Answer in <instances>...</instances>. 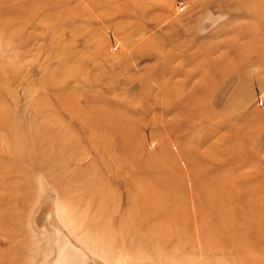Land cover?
Masks as SVG:
<instances>
[{"label": "rangeland", "instance_id": "1", "mask_svg": "<svg viewBox=\"0 0 264 264\" xmlns=\"http://www.w3.org/2000/svg\"><path fill=\"white\" fill-rule=\"evenodd\" d=\"M247 6V0H0V115L11 118L9 131L0 129V143L12 142L8 150L0 148V206L8 208L9 218L18 216L9 219L18 229L12 242L0 234V247L12 245L20 264H264V215H256L264 211V113L256 112V121L246 117L247 126L235 132L231 127L238 118L227 116L239 111L244 100L232 102L241 83L249 95L246 107L261 109L264 100V9L260 15H245ZM209 53L219 57L216 66ZM176 65L181 66L179 71L174 70ZM202 75L214 79L204 83ZM167 78L174 79V88L186 80L187 90L192 85L197 91L207 90L201 101L209 109L210 129L203 132L197 125L184 134L186 140L206 138L203 149L194 150L174 142L185 128L171 132L164 121L151 127L149 134L161 138L162 171H174L173 176L162 177L160 189L177 200L173 210L180 224L174 220V233L165 235L162 243L148 235L146 247L136 237L135 231L139 234L141 229L136 224L132 243L124 248L117 225L125 215L128 194L139 192L137 177L108 174L113 168L106 165L111 162L98 160L96 145L79 129L80 121L69 107L58 101V91L62 87L60 94L69 101V93L77 95L74 105L82 110L106 102L133 105L136 109L131 112H141L140 122H148L165 116L172 98L166 101L156 80ZM107 84L117 87L114 94ZM177 98L174 94V104ZM46 104L51 108L48 114ZM178 113L183 112L171 108L164 119H174ZM47 116L68 125L70 137L81 142L72 152L77 162L56 161L69 172V182L84 178L74 172H96L109 188H101L107 195L102 229L91 223L95 207L86 203L84 190L65 197L57 185L64 183L61 170L52 166L51 176L28 156L31 149L37 152L48 143L53 146L44 149L46 160L71 153L69 148H58L70 142L63 144L62 133L58 126L48 127L43 118ZM217 122L221 125L213 126ZM149 134L144 147L153 150L158 140ZM225 136L238 142H232L229 151ZM213 144L217 148L208 158L205 151ZM192 156H196L193 163L176 166L177 160ZM192 170L204 171L203 180L213 182L202 186ZM208 184L210 193L204 194ZM169 185L172 192L166 189ZM218 196L223 198L217 204L220 212L213 216L207 198ZM230 204L240 212L228 210ZM139 216L134 212L130 217L134 222ZM221 220L228 228L221 229ZM128 224L123 223L127 228ZM111 236L115 242H110Z\"/></svg>", "mask_w": 264, "mask_h": 264}, {"label": "bare ground", "instance_id": "2", "mask_svg": "<svg viewBox=\"0 0 264 264\" xmlns=\"http://www.w3.org/2000/svg\"><path fill=\"white\" fill-rule=\"evenodd\" d=\"M247 3L249 4V6H247V8L244 10L245 15L254 14V13L255 14L257 13L258 15H260L261 14L260 11H263L264 9V0H247ZM247 48H249V46H247ZM249 51H252V50L249 49ZM213 52L215 53L216 50H214ZM209 57L213 58L211 60L213 65H215L216 61H218L219 59V57H216V56L212 57L210 53H209ZM180 68H181L180 65H176L174 67V70L179 71ZM207 73H210V72H207ZM72 77L76 78V74L72 75ZM201 78L203 79L204 83L214 79V78H210L204 75H202ZM156 83L162 89V93L166 95V98H165L166 101L168 100L169 97L172 98L170 100V103L166 104L167 107L164 110L165 111L164 115L166 116V114L169 112L171 108L180 109L183 112L182 114L178 113V115L175 116L174 119L172 118L171 120L164 119L165 116H162L160 117L162 119H159V117L157 116V117L149 119L148 122L147 121L140 122V117L142 118L143 114L141 115V112L138 114L137 113L134 114L133 112H131L132 110L136 109L135 107L131 108V106L133 105L129 106L128 104H125L124 102L123 103L114 102L113 104L117 106L115 107V105L110 106L108 102H106V104L96 103L98 106L93 105L91 109L82 110L79 107H76L74 105L77 99V95L69 93V95H72V98H69L71 99L69 101L68 98H66L65 96L62 97V94H60L63 89L62 87L60 88V91H58V101L60 103L63 102L65 106L69 107L68 110H70L71 115L80 121L79 129L86 134L89 140L90 139L92 140L94 145H96L97 151L99 152L98 157H97L98 160H100V162L105 164L106 163L105 159L107 158V160L111 162L109 163V165H106L109 167L110 164H112V168H113L112 171L108 174L125 175V174L132 173L133 176L137 177V180H136L137 190H139V192L138 194H128V205L125 210V215L119 220V223L117 225L118 232L121 233V237L123 238V242L121 243L123 244L122 246L124 248H127L128 244L132 243L131 237H133V235L131 234H133V232L135 231L136 224H138V227H141V229L139 230L140 231L139 234L137 230L135 231L137 232L136 237L139 239L138 240L139 243L141 242L140 240L144 241L140 244L144 245L145 247L146 245H148V241H147L148 235L157 236V240L160 243H162L164 242L165 235H171L174 233V220L175 221L178 220L177 225L180 224L179 215H177L175 218L174 210H173L174 201H177V200L173 199L172 194L163 195L161 193L162 190L160 189V185L163 180L162 177L166 175L168 177L173 176L174 171L172 170L162 171V157L160 154L161 149L159 148L160 143H161V138L157 136L155 133L149 134V132L152 130L151 127H153L154 124L156 123L159 124L164 121V126L168 131L174 132L178 130L180 133L182 128H185L186 131L182 132V134L181 133L178 134V136L175 137L174 142H177L179 147L189 148L190 146L191 148H195L194 150H196L197 147H199L200 149H203V146L205 145V142H206L205 141L206 138L202 137V138H192V139L186 140L183 138V136H185L186 134L192 133V130L197 125L203 126V129H204L203 132H207L208 129H210V126H207L208 119H209V113H208L209 109H208L207 104H205V101L204 100L201 101V98H204L203 96L205 93H207V90L206 91L203 90L202 92L197 91L195 85L190 86L189 90H187L188 82L186 80L180 81L178 83L179 85H177V87L174 88V84H173L174 79L172 78L159 80V82L158 80H156ZM243 85L244 83L243 84L241 83L238 91H236V94L232 99V102L234 101L233 103H236L237 105L238 103L237 101L241 98H244V100L241 102L242 107L240 106V108H237L239 109V111L227 115L229 116L228 118H235V119L238 118L237 121L233 123H232V120L230 119V123H232L231 128L232 130H234V132L238 131L239 129H242L244 126H247L246 123L244 122V119L246 117H250L251 120L256 121L258 119L256 112H259L262 114L264 113V100L262 101L261 109H255V108L251 109L245 106V102L248 99L247 97L249 95L246 94V91ZM107 88L109 89L111 94H114V91L116 90L117 87L114 84H109V86L107 84ZM64 89H66L65 85H64ZM96 91H97L96 94L103 93L100 90H96ZM98 91H100L101 93ZM174 94L178 97L177 101H175L176 102L175 104H174ZM100 97H103V96L101 95ZM110 99L112 100V98ZM180 103L182 104L180 105ZM140 104L141 102H138V105ZM44 108L47 111V114H48V111L51 110L48 104H46ZM190 109H191L190 112L185 111V110H190ZM232 109H235V108L233 107ZM120 110L121 111L126 110L127 114L121 113ZM182 115L185 117H183ZM43 118L46 122L48 121V127H51L53 125L58 126V130L62 133L61 140L63 141V144H65V142H70L68 146L58 147V148H62V150L66 148L71 149V153L68 157H64L59 154V155L52 156V158H49V160H46L45 157L47 156H45L44 149L47 147V149L49 150V148L53 146V145H50V143L45 145L44 146L45 148H41V146H39L40 150L37 152L33 151L34 148L31 149L30 152H28V156L30 157L31 161L38 167L40 166L44 167L48 171L49 175L52 176V174L54 175V173L50 171V168L52 166L55 165L54 168L57 167L59 171L61 170V167H59L61 165H56L57 164L56 161L59 163H66V161L77 162L79 160L75 156V154H72V152L76 147H79L81 142L76 137H70L73 135L70 127L66 124L58 123L59 120L57 117L47 116ZM10 119L11 118L8 116L6 117L5 115H0V129L9 131L7 128H10L8 127L10 126ZM147 125H151V126L149 128H146ZM214 125L215 127H219L221 125V122H217L213 124V126ZM148 134L151 135V137L153 138L152 139L153 141L154 140L159 141L155 143V148H153V150H148V149H145L144 147V142H146L145 139ZM225 137H226L224 138L225 140L230 141V144L226 146L227 150L229 151L231 150L229 147H231L232 142H235V141H231L228 136H225ZM36 142L38 143V141ZM39 143L42 145L44 144L42 142H39ZM235 143H238V142L236 141ZM11 144L12 142L10 140H6L0 143V148L1 150L6 151L11 146ZM150 144H152V142H150ZM216 148L217 147H215V145L213 144L212 148L205 151L208 158H211L212 156H214L212 152ZM239 152L243 154L245 151L244 149L241 148ZM194 153L195 152L193 151V154ZM194 158H196V156H192L191 158H185L183 160L179 159L177 160L176 166H180L181 168H183L184 163L185 164L193 163ZM174 161L176 163V160ZM180 162L182 163V165L180 164ZM61 172L63 175L62 180H64V183L57 182V185L60 188V192L63 193L65 197L69 198L70 195L80 194L85 191V193L88 194V199L86 200V203L88 204V206L95 207V208H92L91 223L96 228L102 229L103 227L102 225H104L106 222V218L104 219V217L106 216L105 207L107 203V195L104 196V194L106 193L102 192L103 190L101 188L109 189L108 186L101 179L102 177H100L98 173L96 172L91 173L87 171L86 173L80 172V174H78L77 172H74L76 173V175H81L84 178H81V180L78 179L79 181L74 180L75 182H71V181L69 182V179H68L69 178L68 176L70 175L69 172H66V171L64 172L62 170ZM203 173L205 172L197 171V170H192L190 172L192 176H197L200 178V181H201L200 183H202V186H204L205 183L213 182L211 178L209 180L207 179L204 181L202 178ZM148 177H153V179L152 180L146 179ZM230 181L232 184L233 182L235 183L234 180H230ZM103 185H105V187H102ZM205 186L206 187L204 188L203 192L204 194H209L210 192L208 191H210V187H212V185L208 184ZM207 187L209 188L208 190H207ZM171 188L172 186L170 185L166 187V189H169V190H171ZM95 194H103V197L96 198ZM174 194H179V191L177 192L175 191ZM218 197L220 198H217V199H212L210 197L207 198L208 199L207 202H209L207 204L211 209L210 211L212 215L215 212L219 215L220 209L218 211L217 204H220L219 200L223 198L221 196H218ZM233 198H235L234 195L231 198L226 199L225 201L227 202ZM80 200L81 202L84 201L82 199ZM239 202H241L239 206L243 208L245 204L242 203V200ZM135 203H137L138 206H141L140 209H138V207L137 208L134 207ZM257 209L259 210L258 206H257ZM7 210L8 208H6L5 206H0V234L2 235L4 239H6V241L12 242L13 240L12 235L18 229L13 228L12 226L13 224L9 223V219L13 218L17 220L18 216L12 215L13 217L9 218V213L6 212ZM228 210H231L233 212L237 210L236 212H234L236 214L240 212V210L238 209V206L235 204L228 205ZM134 212H138L140 216L138 217L139 218L138 220H135L133 222L131 219L132 217L130 216ZM253 212H255V209L252 212H250L249 215H251ZM256 215H258L259 217H263L264 211H258ZM102 217H103L102 221H98ZM126 220H128L129 222L128 228L123 225V223ZM149 220L151 222L144 226V224L149 222ZM247 220H248V217H244V221H247ZM221 222L222 220L220 221L221 229L228 228L225 222H223L222 224ZM207 229L209 228L207 227ZM207 236L208 238L212 237L211 232H209V235L207 233ZM109 240L110 242L116 241L113 236L109 237ZM0 261L1 263L7 262L8 264L22 263V261H20L19 255L16 254V252H14L12 245L10 244L7 245L6 247H0ZM24 264H26V261Z\"/></svg>", "mask_w": 264, "mask_h": 264}]
</instances>
